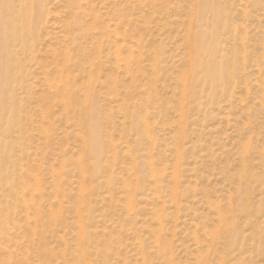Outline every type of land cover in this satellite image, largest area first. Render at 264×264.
Returning <instances> with one entry per match:
<instances>
[{
	"label": "rangeland",
	"instance_id": "374dc122",
	"mask_svg": "<svg viewBox=\"0 0 264 264\" xmlns=\"http://www.w3.org/2000/svg\"><path fill=\"white\" fill-rule=\"evenodd\" d=\"M130 1V5L137 2L134 11L128 8L129 5H126L124 0H85V2L82 0H46L45 16L38 26L37 38L33 45L34 59L28 64L25 61L27 77L23 79V86L28 89V93L24 90V93L20 94L23 105L18 112V124L25 129L21 131V144H18L16 148L13 147L14 155L18 156L20 149H23L27 157L25 155L21 162L17 161V164L13 165L16 172L9 177L10 181L15 184L26 180L23 183L25 185L22 191L20 190L14 196L10 194L11 199H20L11 219V228L14 227L16 231H13L12 228L11 232L16 235L15 237L17 235L21 237L24 234L23 232L30 234L24 235V237H31L33 243L29 237H27L29 239H21L23 236L21 238L17 237L15 240L12 238L11 233L14 246L10 242L9 247H12L11 249L8 248L10 251H7L8 249L0 251V259L4 257L3 259L6 260L7 258L8 262L0 261L4 264H11L12 261L15 263L18 261L19 264H22V262L23 264H37L40 259L38 264H61V262L64 264L65 260L59 258L58 254L61 249L66 248L67 256L65 259L69 261V264H72L69 249L72 248L76 239L73 224V221H75L73 203L75 200L84 198L86 204L91 202L95 216V220L91 224L94 227L91 228L94 250L91 253L93 256L89 257L91 260L89 264H122V262L123 264H144L145 262H147L145 264H169L170 262L172 264H264V34L262 33L264 32V0H221V11L223 10L219 27L221 33V61L228 60L230 62L236 58L237 63L235 66H229L228 64L226 68L227 72L235 73L232 85L227 92L217 94L212 104L206 99L208 97L206 86L202 87L199 83L194 85L196 87L194 90H189L190 70L193 63L188 55V39L198 29L195 23L199 0ZM212 2H216V0ZM152 4L156 6L155 10ZM113 8L117 9L118 12L123 10L126 15L131 14V16L128 15V18L133 21L138 20L132 23L133 26L130 24L129 27H123L121 24L116 30V33L121 35L125 32L126 41H130L128 46L138 43L137 47L136 45L132 47L130 52H124L125 57L140 61L142 77L141 75L138 77L139 83L135 85V90L127 89L131 85L130 79L121 80L120 76H112L113 74H110L109 70L107 71L110 64L107 61L104 64L101 60L104 53L99 54L105 47L100 46L97 36L101 29L109 25ZM148 9H151L150 12ZM106 12L110 16L103 15L102 18V13L105 14ZM147 12L148 14H146ZM47 13L49 16L46 15ZM143 13L147 15L148 20ZM149 15L151 18H149ZM207 17V21L212 23L214 19L212 14L209 13ZM159 19L163 21L161 24ZM147 21L156 25L153 23L147 24ZM187 22L189 29L187 28L186 31ZM256 23H259L260 26ZM163 24L164 26H162ZM231 25H235L234 30ZM142 27L145 28L139 37L137 33L140 32ZM90 28H93V30ZM242 28L245 30L244 32ZM242 34L244 38L241 37ZM142 35L146 38L143 39ZM229 35L234 36L236 39L234 50L230 46L232 42H227ZM96 38L99 42H96ZM134 39L138 41L136 42ZM262 43L263 46L261 47ZM92 49L94 50L92 51ZM65 50L69 54H66ZM137 52H139V55ZM65 54L69 55L68 58ZM145 56L148 57L145 58ZM244 57L246 61L243 67L241 63L242 60L244 63ZM90 58L91 60H89ZM154 58L157 59H155V64L158 65L156 69V66H152ZM256 62L259 67H257L258 70L255 68ZM151 63L152 65H150ZM89 64L95 65L91 77L93 81L90 82L93 91L87 88V81L89 83L88 79H90L87 70L89 69L90 73L92 69ZM66 65L72 71L70 75L65 73L64 67ZM149 65L153 68L151 69ZM58 73L60 76L57 75ZM181 73H184L185 77ZM106 75L109 77L106 78ZM179 75L183 78H180ZM64 76H67V78H64ZM45 77H47V80L44 79ZM111 77H114V80H111ZM154 77L155 79H153ZM65 81L72 86L73 90L78 92L79 97L82 98L87 94L92 95L93 102L99 108L100 116L109 119L108 124L103 126L105 129L103 151L106 156L111 155V162L113 163H111L110 170L111 183L108 186L103 185L95 191L92 190L94 184L90 181L92 177L89 178L86 173L83 178L81 176L82 172L75 166L82 152L81 138L83 137V130L81 131V127L78 125L82 117L79 111L80 106L72 104L68 108L65 104L66 99L64 100L61 93ZM156 81H158V84ZM255 81L258 83L256 84ZM112 82H114V85L111 84ZM152 83L154 88H152ZM221 85L224 86L225 84L221 82ZM153 89L155 91L152 92ZM124 91L130 93L134 91L132 97L129 93L127 94L125 103L127 107L129 106L130 113L135 111L147 117L150 130L148 135L153 137L150 138L152 142L147 137L139 135L137 130L129 127V118H122L123 113L118 110V105L121 104L122 99L124 100ZM182 91L185 95L183 97ZM192 92L196 95L195 100L191 98ZM117 93L122 95L115 97ZM150 95L154 101L151 104H145V99ZM156 98L157 100L160 99L159 102ZM108 100H116L117 102L105 103L109 102ZM137 103L139 106L133 109L132 104ZM157 103L161 106L160 111ZM40 110H42L41 113ZM180 114L183 121L180 119ZM47 118H50L49 121ZM122 122L124 125L121 124ZM17 136H19L18 132H15L11 137L17 139ZM110 140L113 142H110ZM153 141L155 144H152ZM127 145L129 148H127ZM244 145L247 147L245 146L246 148L243 147V149L242 146ZM177 150H179V153H176ZM127 152L130 153L127 154ZM174 152L179 156L173 155ZM130 156H133V159ZM25 158L27 159L25 160ZM60 160L65 161L66 165L61 163ZM174 160H177L175 161V163H178L177 166L174 165ZM244 160L250 168L249 178L246 181L247 185L244 183L243 173L240 169L245 162ZM142 162H144L143 167L135 169V165ZM59 163L62 165H60L61 167ZM148 163L152 165H150L151 168H149ZM19 164L21 170L24 171L23 174H21V170H18L20 168ZM159 169L162 172L161 174H159ZM171 172L177 174L172 175ZM134 173L135 175H133ZM20 176L24 177L21 178ZM37 176L39 180L36 179ZM34 179L37 180H35V183L39 188L36 187ZM79 180H81V183ZM154 180L158 182L154 183ZM133 182L135 183L133 184ZM56 183L58 184L57 187L59 186L58 188L55 187ZM125 185L127 188H125ZM172 185L174 190H172ZM84 186L85 189L87 187L88 191H85ZM34 187L35 191L33 190ZM30 191L31 193H29ZM130 191H132V194ZM156 191L158 192L157 197L155 195ZM171 191H174L176 196ZM79 193L81 194L78 195ZM170 194L175 201L170 200L172 199ZM30 195L32 196L31 199ZM126 195H130V199L133 198L132 201ZM129 202L130 204L133 203L129 205ZM22 203L27 205L28 208L27 206L24 207ZM58 203L61 204V208L57 205ZM34 209L37 210H35L37 213ZM128 209H132V211L130 210V212ZM218 210L221 211L219 213L221 214V220H217L219 218ZM58 211H60L59 215L57 214ZM22 212L29 217L26 216L25 218ZM53 212L54 216L52 217ZM5 213L2 212V214ZM154 213H157V215ZM55 214L57 215L55 216ZM32 215L35 221L32 219ZM46 215L49 219L46 218ZM60 216L63 222L62 219L59 220ZM64 216L65 218H63ZM156 216H158L157 218L160 217V223ZM37 218L39 219L37 220ZM43 219L45 220L43 221ZM26 220L28 221L26 222ZM47 222L52 224L50 228L46 227ZM21 225L27 230L25 228L24 230L21 229ZM34 226L35 228L37 226V228L34 229ZM18 227L22 232H19ZM30 227H33V229ZM38 229L44 230L46 233L53 231L46 234L48 236L47 247L56 253V257L48 258L46 263H43L40 258L42 244L39 243H42V241L40 242V237L36 238L37 235L39 236ZM28 230L34 233V236ZM101 232H105V235H102ZM235 234L237 235L235 246L228 248L229 246L227 247L225 243L228 237H236ZM56 235H62V239H57V237L52 239V236ZM154 239L159 241V244L156 245L157 241ZM21 240L25 241L22 243ZM36 240L38 241L36 242ZM116 242L119 243L116 245ZM16 243L17 246L19 243L20 250L19 247H16ZM139 243L143 244V251L140 249ZM162 243L170 244V246L168 245L170 248L165 247V254L160 249ZM15 247L18 248L17 251ZM14 248L15 250H13ZM11 250L16 253H11ZM5 253L9 254V257ZM21 253H25L28 257L24 256L25 254L20 255ZM140 253L142 256H140ZM167 255H171L169 256L171 259ZM10 256L11 260L13 257L16 261L14 259L11 261ZM220 257L222 261L219 260ZM56 258L58 259L54 260Z\"/></svg>",
	"mask_w": 264,
	"mask_h": 264
},
{
	"label": "bare ground",
	"instance_id": "6f19581e",
	"mask_svg": "<svg viewBox=\"0 0 264 264\" xmlns=\"http://www.w3.org/2000/svg\"><path fill=\"white\" fill-rule=\"evenodd\" d=\"M79 1V0H78ZM85 2V0H82ZM154 1V0H153ZM213 0H199L198 1V12L196 13V23H195V26L198 28L197 31L193 34H191V37L188 39V44H189V51L187 49V51L189 52V57H190V60L192 61L193 63V66H192V69L190 70V76H191V79H190V87H189V90H194L196 87L194 85L196 84H201V86H206V88H208V94H207V100L212 104L213 101L215 100V96L217 94H223L225 92L228 91V88L232 85V80L235 78V73H231V72H227L226 71V68L228 67V64L229 66H235V64L237 63V60L236 58L232 59L230 62H228V60H226L225 62H222L221 61V33L219 32V27H220V24H221V0H216V2H212ZM241 1V0H240ZM71 2V1H70ZM89 2V1H88ZM124 2L126 3V5H129L128 8H130L131 11H134L136 8L135 4L137 2H135L134 4L131 3L130 5V0H124ZM142 2V1H140ZM163 2V1H162ZM122 3V2H121ZM120 3V5H121ZM128 3V4H127ZM160 3V2H159ZM158 3V4H159ZM163 3H166V2H163ZM172 3V2H171ZM244 3V2H243ZM71 4V3H70ZM88 4V3H87ZM124 4V3H123ZM133 4V5H132ZM45 5H46V0H0V251H6L8 248H12V247H9V243L13 242V239H11V233L13 235V232H11V229L14 227L11 228V219L13 218V214H14V211L16 210V208L18 207V204H19V200L18 198H12L10 197V194L14 196V194L17 195V192H19L20 190L22 191V188L25 184H23L24 182H19L18 184H15L13 183L12 181H10V176H13L14 175V172H16L14 169H13V165L17 164V161H22V159L24 158V156L26 155L27 157V154H25V152L23 151V149H20V152L18 154V156L14 155L15 151H13V147L16 148L18 146V144H21V131L24 130L25 128H23L22 126H19V120H18V112L19 110L21 109L22 105H23V101H22V98H20V94L24 93V90L26 93H28V89L24 88L23 86V79H25L27 77V73H26V62L28 64V62H31L32 59H34V56H33V45H34V42L37 38V30H38V26L40 23H42V19L43 17L45 16ZM72 5V4H71ZM75 6V5H73ZM96 6V5H95ZM138 6V5H137ZM153 9L155 10V7L153 4ZM158 6V5H157ZM169 6V5H168ZM47 7V6H46ZM88 7L89 4H88ZM125 7V6H124ZM148 8L150 6H147ZM73 8V7H72ZM71 8V9H72ZM80 8V7H79ZM122 8V7H121ZM66 9V8H65ZM70 9V10H71ZM76 9V8H75ZM114 9V8H113ZM126 9H127V6H126ZM243 9V8H241ZM129 10V11H130ZM151 10V9H150ZM150 10L148 9V11L150 12ZM153 10V11H154ZM170 10V9H169ZM230 10V9H229ZM72 11V10H71ZM94 11H95V8H94ZM122 11V12H121ZM120 12L117 11V9H114L112 10V19L109 20V25L107 26L106 25V28H103L101 29V32H96L98 34V38H99V41H100V46H104L105 49H102L101 52H99V54H103V57L101 56V60H103V63L105 64V61H107L110 65V67L107 69V71L109 70L110 74L112 73L113 75L112 76H120V79L121 80H125V79H130V86L127 87L128 90H132V89H136L135 85L137 83H139L138 81V77L141 75L142 77V68L140 67V61L138 59H135V58H132L133 60L129 59L130 57H125L124 56V52L125 51H131V48L132 47H137V44L138 43H134L133 46H128V42L130 41H126L125 39V32L121 35V34H118L116 33V30H117V27L119 25H123V27H129L130 24H132L134 21L129 19L128 17L131 16V14L128 16L125 14V12L123 10H121ZM191 11V10H190ZM244 11V10H243ZM140 12V11H139ZM160 12V11H159ZM90 13V12H89ZM115 13V14H114ZM155 13V12H154ZM211 13L212 16L214 17L212 23H209L207 21V15ZM92 14V13H91ZM148 14V12L146 13ZM151 14V13H150ZM156 14H158V12H156ZM162 14V13H161ZM242 14H244V12H242ZM47 16L48 13L46 14ZM103 15H109L107 14V12L105 14L102 13L101 17ZM126 15V16H125ZM139 15L141 16V14L139 13ZM144 15V13H143ZM189 15V13H188ZM191 15H192V12H191ZM86 16V15H84ZM93 16V15H92ZM92 16L90 17V19L92 18ZM110 16V15H109ZM145 17L147 15H144ZM150 16V15H149ZM159 16V15H157ZM163 16V15H162ZM96 17V16H95ZM133 17V15H132ZM81 18V17H80ZM103 18V17H102ZM128 18V19H127ZM137 18V17H136ZM139 18V17H138ZM144 18V17H143ZM151 18V16L149 17ZM191 18V16H190ZM242 18V17H241ZM258 18V17H257ZM47 19V18H46ZM45 19V20H46ZM94 19V18H93ZM126 19V20H125ZM147 19V17H146ZM163 19H164V16H163ZM162 19V20H163ZM189 19V18H188ZM243 19V18H242ZM88 20V19H86ZM103 20V19H102ZM125 20V21H124ZM144 20V19H143ZM148 20V19H147ZM153 20V19H152ZM47 21V20H46ZM49 21V20H48ZM115 21H117V23H115ZM138 21V20H137ZM154 21V20H153ZM50 22V21H49ZM155 22V21H154ZM159 22L161 24V19H159ZM165 22V21H164ZM111 23V24H110ZM141 23V22H140ZM150 23L149 21H147V24ZM153 23V22H151ZM150 23V24H151ZM190 23V22H189ZM192 23V22H191ZM50 24V23H49ZM48 24V25H49ZM154 24V23H153ZM159 24V25H160ZM168 24V23H167ZM241 24V23H240ZM257 24V23H256ZM82 25V24H81ZM134 24H132L133 26ZM136 25V24H135ZM156 25V24H154ZM187 27L185 28V30L188 28L189 29V24L187 22ZM259 25V23L257 24ZM66 26V25H65ZM99 26V25H98ZM164 26V24L162 25ZM166 26V25H165ZM232 26V25H231ZM242 26V25H241ZM247 26V25H246ZM260 26V25H259ZM78 27V26H77ZM159 27V26H158ZM161 27V26H160ZM233 30H234V27L235 25L232 26ZM245 28V26H242ZM145 28V27H144ZM144 28L142 27V29L140 30V32H138L137 34L139 35V37L141 36V32L142 30H144ZM164 28V27H162ZM192 28V27H191ZM93 30V28H90ZM187 29V30H188ZM243 29V28H242ZM70 30V29H69ZM136 30V29H135ZM184 30V31H185ZM186 30V31H187ZM232 30V31H233ZM255 30V29H254ZM253 30V32H254ZM130 31V30H129ZM243 32L245 31L244 29L242 30ZM145 32V31H143ZM242 32V33H243ZM132 33V31H131ZM140 33V34H139ZM264 34V32H262ZM69 34V33H68ZM128 34V33H127ZM190 34V33H189ZM233 34V33H232ZM244 34V33H243ZM242 34V38H244ZM253 34V33H252ZM257 34V33H256ZM262 34V35H263ZM133 35V33H132ZM136 35V34H135ZM144 35V33H143ZM143 39L145 36H143ZM241 35V34H240ZM134 36V35H133ZM44 37V36H43ZM94 37V36H93ZM248 37V36H247ZM57 38V37H56ZM103 38V40H102ZM137 38V36H136ZM146 38V37H145ZM185 38V37H184ZM241 38V39H242ZM58 39V38H57ZM93 39V38H92ZM132 39V38H131ZM138 39V38H137ZM264 39V38H263ZM167 40V39H166ZM240 40V38H239ZM248 40V39H247ZM39 41V40H38ZM96 38V42H99ZM134 41H138V40H135ZM232 42L230 44L231 46V49L234 50L235 48V37L232 36V35H229L228 38H227V42ZM241 41V40H240ZM62 42V41H61ZM95 42V40H94ZM143 42V41H142ZM249 42V41H247ZM92 44V42H90ZM152 43V42H151ZM156 43V42H155ZM170 43V42H169ZM186 43V42H185ZM184 43V44H185ZM243 43V42H242ZM241 43V44H242ZM147 44V43H146ZM150 44V43H149ZM247 44V43H245ZM154 45V43H153ZM156 45V44H155ZM98 46V45H97ZM151 46V45H149ZM157 46V45H156ZM241 46V45H240ZM242 46L244 47V45L242 44ZM263 46V43L261 45V47ZM153 47V46H152ZM242 47V49H243ZM68 48V47H67ZM92 48H93V45H92ZM148 48V47H146ZM158 48V47H157ZM150 49V48H149ZM67 50V49H66ZM65 50V52H66ZM94 49H92L93 51ZM68 51V50H67ZM97 51H98V48H97ZM105 51V52H104ZM148 51V50H147ZM69 52V51H68ZM68 52H66V54H69ZM128 52V53H129ZM153 52V51H152ZM95 53V52H94ZM138 55H139V52H137ZM242 53V52H241ZM66 58H68L69 55H66ZM90 54V53H89ZM152 54V53H151ZM150 54V56H151ZM187 54V53H186ZM141 55V54H140ZM144 55V54H143ZM242 55V54H241ZM20 56V57H18ZM33 56V57H32ZM135 56V55H134ZM243 56V55H242ZM23 57H24V60H23ZM88 57V56H87ZM95 57V56H94ZM97 57V55H96ZM148 57V56H147ZM145 56V58H147ZM153 57H154V53H153ZM188 57V59H189ZM137 58V57H136ZM144 58V59H145ZM241 58V57H240ZM243 58V57H242ZM241 58V59H242ZM262 58V57H261ZM155 59H153V62L154 64L152 65V63L150 65H152L153 67L158 68V65L157 63L155 64ZM260 59V58H258ZM66 60V59H65ZM91 60V58L89 59ZM96 60V58H95ZM149 60V59H148ZM147 60V61H148ZM157 60V59H156ZM189 60V61H190ZM26 61V62H25ZM112 61V62H111ZM245 61H246V58L244 57V63H243V60H242V63L243 64V67L245 66ZM93 62V60H92ZM100 62V61H99ZM187 62V61H186ZM39 63V62H38ZM67 63V61H66ZM90 63V62H89ZM145 63V62H143ZM231 63V64H230ZM102 64V63H101ZM100 64V65H101ZM149 64V63H148ZM257 64V62L255 63V65ZM92 69L90 70V73H89V69L87 70V74H89L88 76H90V79L89 80V83L87 81V88L91 91H93V87L91 86L90 82H91V77H92V73L94 71V67L95 65H92V64H89ZM149 65V66H150ZM88 66V65H87ZM89 66V67H90ZM264 66V65H263ZM151 67V66H150ZM151 67V69L153 68ZM255 67V66H254ZM258 66L256 65L255 68H257ZM242 68V67H241ZM259 68V67H258ZM257 68V70H258ZM61 69V68H60ZM59 69V70H60ZM65 69V73L66 75H70L72 73V71L70 70V68L68 67V65H66L64 67ZM164 69V68H163ZM225 69V70H224ZM97 70V69H96ZM153 71H155L153 69ZM174 71V70H173ZM185 71V70H184ZM149 73V72H148ZM184 73H187V72H184ZM184 73H181V75L183 77H185V74ZM174 74V72H173ZM261 74V73H260ZM30 75V74H29ZM59 75V73L57 74ZM43 76V75H42ZM46 76V75H44ZM60 76V75H59ZM111 76V75H110ZM154 76V75H153ZM180 76V75H179ZM180 76V78L182 77ZM67 78V76H64V78ZM109 77L106 75V78ZM178 77V75H177ZM182 77V78H183ZM187 77V76H186ZM239 77V75H238ZM58 78V76H57ZM86 78H89V77H86ZM112 78V77H111ZM114 78V77H113ZM111 79V80H114V79ZM44 79L47 80V77H45ZM51 79V78H50ZM59 79V78H58ZM95 79V78H94ZM98 79V78H97ZM155 79V77L153 78ZM158 79V78H157ZM185 79V78H184ZM183 79V80H184ZM62 80V79H61ZM150 80V78H149ZM186 80V79H185ZM58 81V80H56ZM93 81V80H92ZM180 81V79H179ZM47 82V81H46ZM157 84H158V81H156ZM155 82V83H156ZM185 82V81H184ZM221 82L222 84L224 83L225 85H221ZM256 82V81H255ZM61 83V82H60ZM114 82H112L111 84H113ZM243 83V81H242ZM258 82H256L257 84ZM49 84V82H48ZM57 84V83H56ZM59 84V83H58ZM86 84V82H85ZM148 84V83H147ZM151 84V83H150ZM153 84V83H152ZM114 85V84H113ZM112 85V86H113ZM48 86V85H47ZM132 86V87H131ZM257 86V85H256ZM77 87V86H76ZM126 87H124L126 89ZM182 87V86H180ZM247 87V86H246ZM50 88V87H49ZM61 88V87H60ZM113 88L116 90V88L113 86ZM154 88V84H153V87ZM186 88V87H185ZM233 88V87H231ZM230 88V89H231ZM51 89V88H50ZM49 89V90H50ZM122 89V88H121ZM187 89V88H186ZM59 90V89H58ZM111 90V89H110ZM115 90H113V92H115ZM184 90V89H183ZM260 90V89H259ZM85 91H88V90H85ZM155 91L154 89L152 90V92ZM185 91V90H184ZM187 91V90H186ZM110 92V91H109ZM108 92V93H109ZM134 92V91H133ZM133 92H126L124 91V94H123V98L124 100L122 99L121 101V104L118 105V110H120L123 115H122V118H129L130 119V123H129V127L134 129V130H137L138 131V134L139 135H143L144 137H147L148 139L150 138H153V137H150L149 134V127H148V120H147V117L145 115H140V113H136L135 111H132L131 113L129 112V106L127 107V104L125 103V97L127 96V94L129 93L130 96L132 97L133 95ZM61 93L64 97V100L66 99V106L69 108L71 107L72 104H74L75 106L78 105L80 106V114H81V120H79L78 122V125L79 127H81V131H82V135L83 137L81 138L82 139V146H81V154H80V151H79V154H80V158L78 157L77 161L78 163L75 165L77 166L78 169H80V171L82 172L81 176H83V178L86 176V173L88 174L89 178L92 177V180L91 183L94 184L93 187H92V190L95 191V190H98L100 187H102L103 185H110L111 183V177H110V170H111V155L110 156H106L105 155V152L103 151V140L105 138V129L103 128V126L105 124H108V118L107 117H103L100 116L101 114H99V108L95 105V103L93 102V97L92 95L90 94H87V95H84L82 98L79 97L77 94L78 92L76 90H73L72 86L70 84L67 83V81H65L64 85L62 86V90H61ZM83 93V92H82ZM87 93V92H85ZM181 93V92H180ZM113 94V93H111ZM158 94V93H157ZM182 94H183V91H182ZM99 95V94H98ZM110 95V93H109ZM108 95V96H109ZM119 95H122V94H119L117 93L115 95V97H118ZM156 95V94H155ZM51 96V95H50ZM138 96V95H137ZM181 96V94H180ZM185 96L184 94L182 95V97ZM245 97V96H244ZM46 98V97H45ZM61 98V97H60ZM98 98V96H97ZM158 98H160L158 96ZM191 98H193V100L196 99V95L192 92L191 93ZM54 99V98H53ZM180 99V98H179ZM182 99V98H181ZM180 99V100H181ZM43 100V99H42ZM60 100V99H59ZM63 100V99H62ZM157 100V98H156ZM160 99L157 100V102H159ZM185 100V99H183ZM109 102H105V103H116L117 101H113V100H108ZM152 101H154L151 97V95L145 99L144 103L145 104H151ZM63 102V101H62ZM180 102V101H179ZM183 102V101H182ZM40 103V102H39ZM64 103V102H63ZM221 103V102H220ZM260 103V102H259ZM30 104V103H29ZM186 104V103H185ZM158 105V109L160 111L161 109V106L159 103H157ZM166 105V104H165ZM180 105L181 102H180ZM64 106V105H63ZM116 106V105H115ZM139 106V104H132V108L133 109H136L137 107ZM143 106V105H141ZM153 106V105H152ZM182 107V106H181ZM180 107V108H181ZM26 108V107H25ZM58 108V107H57ZM144 108V107H143ZM146 108V107H145ZM164 108V107H163ZM162 108V109H163ZM218 109V108H217ZM114 110V109H113ZM42 110H40V113H41ZM47 112V110H45ZM44 111V112H45ZM108 111V110H107ZM107 111H106V114H107ZM110 111V110H109ZM216 111V110H215ZM181 112V111H179ZM184 112V111H182ZM73 113V112H72ZM75 113V112H74ZM164 113V112H163ZM178 113V112H177ZM42 114H45V113H42ZM77 114V113H76ZM145 114V113H144ZM158 114V113H157ZM74 115V114H73ZM164 115V114H163ZM181 115V114H180ZM41 116V115H40ZM166 116V115H165ZM44 117V116H43ZM49 117V116H48ZM67 118V117H66ZM111 118V117H110ZM164 118V117H162ZM182 118V115L180 117V119ZM46 119V117H45ZM50 119V118H49ZM49 119L47 118V120L49 121ZM184 119V117H183ZM181 121H183L181 119ZM75 122V120H74ZM73 122V123H74ZM152 122V121H150ZM160 122V121H159ZM164 122V121H163ZM178 122V120H177ZM180 122V121H179ZM154 123V122H153ZM43 124V123H42ZM121 124L124 125V123L122 122ZM170 124V123H169ZM120 125V124H119ZM122 125V126H123ZM38 126V125H37ZM41 126V125H40ZM44 126V125H43ZM181 126V125H179ZM178 126V128H179ZM39 127V126H38ZM182 127V126H181ZM180 127V129H181ZM22 128V129H21ZM127 128V127H126ZM14 129V131H13ZM39 129V128H37ZM52 129V128H51ZM54 130V129H53ZM35 131V130H34ZM15 132H18V135L17 136V139L16 137L12 139L11 136L14 135ZM44 132V131H43ZM49 132V131H48ZM46 132V133H48ZM181 132V130H180ZM45 133V134H46ZM81 134V133H80ZM65 136V135H64ZM110 136V135H108ZM178 136V135H177ZM176 136V137H177ZM190 137V136H189ZM16 139V140H15ZM80 139V140H81ZM110 139V138H109ZM198 140V139H197ZM200 140V139H199ZM247 140V139H246ZM112 140H110L111 142ZM151 141V139H150ZM67 142V141H66ZM113 142V141H112ZM134 142V141H133ZM152 142V141H151ZM154 142V141H153ZM248 143V140L246 141ZM132 143V142H131ZM177 143V142H176ZM122 144V143H121ZM152 144H155L152 143ZM248 145V144H246ZM246 145L242 146L245 147ZM126 146V145H125ZM112 147V146H111ZM150 147H152L150 145ZM247 147V146H246ZM245 147V148H246ZM127 148H129V146L127 145ZM193 148V147H192ZM191 148V150H192ZM112 149V148H111ZM150 149V148H149ZM179 149V148H177ZM244 149V148H243ZM55 150V149H54ZM59 150V149H58ZM34 151V150H33ZM112 151V150H111ZM176 151V150H175ZM178 152L176 153H179V150H177ZM245 151H247L245 149ZM173 152V151H172ZM193 152V151H192ZM244 152V151H243ZM35 153V152H34ZM66 153V152H65ZM64 153V154H65ZM130 153V152H127V154ZM171 153V152H170ZM111 154V153H110ZM150 154V153H149ZM148 154V156H150ZM77 155V154H76ZM132 155V154H131ZM173 155H176L175 152ZM178 155V154H177ZM176 155V156H177ZM63 156V155H62ZM66 156V155H65ZM78 156V155H77ZM179 156V155H178ZM59 157V156H58ZM133 157V156H132ZM131 156L130 158L133 159ZM151 157V156H150ZM175 157V156H174ZM246 157V156H245ZM242 158V157H241ZM27 158H25L26 160ZM38 159V158H37ZM75 159V157H74ZM174 159V158H173ZM175 159H178V158H175ZM245 159V158H244ZM147 160V159H146ZM61 163H63L64 165L65 164V161L62 162V160H60ZM175 161L177 160H174V163ZM244 164L242 162V167H240L241 169V172L243 173V177H244V183L247 185V179L249 178V169L248 168L249 166H247L246 164V160H244ZM148 162V161H147ZM29 163V162H28ZM132 163V162H131ZM113 164V163H112ZM133 164V163H132ZM178 163L176 162L174 165L177 166ZM27 165V164H26ZM61 164L59 163V166ZM144 165V162L140 163V164H137L135 165V169H139V168H142ZM151 165V164H150ZM149 165L148 163V166L149 168H151V166ZM50 166H52L50 164ZM62 166V165H61ZM60 166V167H61ZM127 166V165H126ZM130 166V164H129ZM127 166V167H129ZM19 169L18 170H21V165L19 164ZM27 167V166H26ZM162 167V166H161ZM172 167V166H171ZM58 168V167H57ZM64 168V166H63ZM131 168V166H130ZM176 168V167H174ZM27 169V168H26ZM39 169V168H38ZM55 169V168H54ZM153 169V168H152ZM160 170V169H159ZM59 171V170H57ZM79 171V172H80ZM131 171V170H130ZM129 171V172H130ZM151 171V169H150ZM156 171V170H154ZM24 171L21 170V174H23ZM160 172V173H159ZM157 172L159 174H161V170ZM174 172V170H173ZM176 172V170H175ZM54 173V172H53ZM57 174V172H55ZM133 173V171H132ZM156 173V172H154ZM154 173H153V176H154ZM172 173V172H171ZM20 174V175H21ZM32 174V173H31ZM36 174V173H35ZM34 174V175H35ZM60 174H61V171H60ZM101 174V175H100ZM105 174V175H104ZM107 174V176H106ZM113 174V173H112ZM173 174H177V173H172ZM104 175V176H102ZM135 175V173L133 174ZM151 175V173H150ZM157 176V174H155ZM251 175V174H250ZM87 176V177H88ZM21 177V176H20ZM24 177V176H23ZM21 177V178H23ZM58 177V175H57ZM133 177V176H132ZM152 177V175H151ZM155 177V176H154ZM153 177V178H154ZM20 178V180H21ZM27 178V177H26ZM39 177L37 176L36 179H38ZM100 178V179H99ZM175 178V177H174ZM36 179H34V183L37 181ZM59 179V178H58ZM81 179V178H80ZM94 179V180H93ZM134 179H135V176H134ZM171 179V178H170ZM173 179V178H172ZM36 180V181H35ZM39 180V179H38ZM60 180V179H59ZM42 181V180H41ZM81 180H79L80 182ZM126 181V180H125ZM155 181V180H154ZM157 181V180H156ZM154 182V183H157V182ZM174 181V180H173ZM11 182V183H10ZM57 182V181H56ZM59 183V182H58ZM81 183V182H80ZM105 183V184H104ZM135 182H133L134 184ZM36 184V183H35ZM127 184V183H126ZM54 185V184H53ZM57 183L55 185L56 188L57 187ZM81 186L83 184H80ZM90 186V184H88ZM130 185V184H129ZM129 185H127L129 187ZM154 185V184H153ZM158 185V184H157ZM43 186V185H42ZM80 186V187H81ZM173 186V185H172ZM36 187L37 184H36ZM79 187V188H80ZM133 187V186H132ZM139 187V186H138ZM155 187V186H154ZM39 188V187H38ZM36 188V189H38ZM82 188V187H81ZM125 188L126 185H125ZM157 189V187H155ZM174 190V186L172 187ZM24 189V188H23ZM43 189V188H42ZM76 189V188H75ZM78 189V187H77ZM84 189H85V186H84ZM131 189V188H130ZM177 189V188H176ZM192 189V187H191ZM27 190V189H26ZM35 191V187L33 189ZM58 190H61V189H58ZM87 190V187L85 189V191ZM38 192V190H36ZM54 191V190H53ZM52 191V192H53ZM88 191V190H87ZM28 192V191H27ZM55 192V191H54ZM132 191H130L131 193ZM155 192V191H154ZM157 192V191H156ZM161 192V191H160ZM172 192V191H171ZM22 193V192H21ZM31 193V191L29 192ZM40 193V192H39ZM42 193V191H41ZM129 193V194H130ZM174 193V191L172 192ZM28 194V193H27ZM34 194V193H33ZM37 194V193H36ZM44 194V193H43ZM81 193H79L78 195H80ZM83 194V193H82ZM85 194L87 195V193L85 192ZM132 194V193H131ZM21 195V194H20ZM23 195V193H22ZM21 195V196H22ZM32 195V194H31ZM30 195V199H31V196ZM156 197L158 195V192L155 194ZM161 195V194H160ZM173 195V194H172ZM12 196V197H13ZM25 196V195H24ZM40 196V194H39ZM127 196V195H126ZM130 196V195H129ZM127 196V198L129 197ZM171 196V194H170ZM174 196H176V193H174ZM178 196V195H177ZM10 197V199H9ZM23 197V196H22ZM35 197V196H34ZM38 196L36 195V198ZM62 197V196H61ZM81 197V196H80ZM131 197V196H130ZM129 197V200L132 201V199H130ZM133 197V196H132ZM172 199L170 200H173L175 201L173 198V196H171ZM21 198V197H20ZM55 198V197H54ZM126 198V199H127ZM25 199V198H24ZM22 199V200H24ZM104 199V197H103ZM102 199V201H104ZM115 199V198H114ZM21 200V201H22ZM29 200V199H27ZM39 200H40V197H39ZM39 200H37L39 202ZM57 200V199H56ZM60 200V199H58ZM108 200V199H107ZM162 200V199H161ZM32 201V200H31ZM69 201V200H68ZM163 201V200H162ZM24 202V201H22ZM29 203V201H27ZM46 202V201H45ZM58 202V201H57ZM71 202V200H70ZM227 202V201H226ZM31 203V202H30ZM60 203V201H59ZM57 204V205H61V204ZM127 203V202H126ZM133 203V202H132ZM131 203V204H132ZM160 203V201H159ZM163 203V202H162ZM23 204V203H22ZM27 204V203H26ZM35 204V202H34ZM33 204V205H34ZM38 204V203H37ZM48 204V203H47ZM65 204V203H64ZM129 205L130 202L128 203ZM156 204V203H155ZM177 204V203H176ZM24 205V204H23ZM22 205V206H23ZM50 206V204H48ZM47 205V206H48ZM128 205V206H129ZM160 205V204H159ZM162 205V204H161ZM160 205V206H161ZM175 205V204H174ZM178 205V204H177ZM231 205V204H230ZM27 206V205H24V207ZM37 206V205H36ZM40 206V205H39ZM43 206V205H42ZM54 206V205H53ZM159 206V207H160ZM228 206V205H227ZM41 207V206H40ZM62 206H60L61 208ZM153 207V206H152ZM217 207V206H216ZM231 207V206H230ZM28 208V206H27ZM31 208V207H30ZM49 208V207H48ZM94 207H92L91 205V202H88V204H86V200L84 198L80 199V200H75V202L73 203V213H74V216H75V221H73V224H74V231H75V240H74V244L72 246V248L70 247L69 251L70 252V256L72 258V264H89L90 263V259L89 257L93 256L91 253L93 252L94 250V247L92 246L93 244V240H92V234H91V228H94L93 225H91L93 223V221L95 220V216H94V210H93ZM125 208V207H124ZM127 208V207H126ZM131 208V206H130ZM26 209V208H25ZM32 209V208H31ZM38 209V208H36ZM34 209V211L36 210ZM40 209V208H39ZM43 209V208H42ZM133 209V208H132ZM132 209H130L132 211ZM162 209V208H160ZM177 209V208H176ZM51 211V209H49ZM55 210V209H54ZM53 210V211H54ZM59 210V209H58ZM63 210V209H62ZM129 210V209H128ZM129 210V211H130ZM227 210V209H226ZM23 211V210H22ZM28 211V210H27ZM37 211V210H36ZM35 211V213H37ZM44 211V210H43ZM61 211V210H60ZM60 211H58V215L60 213ZM130 211V212H131ZM215 211V210H214ZM218 214L221 212L220 210H218ZM230 211V210H228ZM2 212H6L5 214H2ZM12 212V213H10ZM39 212V211H38ZM46 212V211H45ZM44 212V215L46 214ZM52 212V211H51ZM126 212V211H125ZM128 212V211H127ZM155 212V211H154ZM158 212V211H156ZM217 212V211H216ZM24 214V212H22ZM34 213V214H35ZM48 213V212H47ZM64 213V212H63ZM62 213V214H63ZM71 213V212H70ZM159 213V212H158ZM164 213V212H163ZM11 214V215H9ZM50 214V213H49ZM55 214V216L57 215ZM65 214V213H64ZM155 214V213H154ZM29 215V214H28ZM43 215V216H44ZM48 215V214H47ZM46 215V218L49 219V217H47ZM52 215V214H50ZM157 215V213L155 214ZM216 215V214H215ZM223 215V214H222ZM10 216V217H9ZM25 216V214H24ZM27 216V214H26ZM25 216V218H26ZM33 216V215H32ZM42 216V217H43ZM54 216V212H53V215L52 217ZM159 216V215H158ZM156 216V218L158 217ZM29 217V216H27ZM36 217V216H35ZM58 217V216H57ZM155 217V216H154ZM45 218V217H43ZM45 218V219H46ZM65 218V216L63 217ZM175 218V217H174ZM15 219V217H14ZM13 219V220H14ZM29 219V218H27ZM32 219L34 220V216L32 217ZM39 218H37L38 220ZM41 219V218H40ZM43 219V221L45 220ZM62 219L61 216L59 217V220ZM67 219V218H66ZM158 220L160 219L157 218ZM221 220V214H219V218H217V220ZM36 220V221H37ZM65 220V219H64ZM107 220V219H106ZM161 220V219H160ZM160 220H159V223H160ZM174 220V219H173ZM15 221H17L15 219ZM24 221V220H23ZM28 220H26L27 222ZM35 221V220H34ZM47 221V220H46ZM58 221V220H57ZM19 222V221H18ZM21 222V220H20ZM41 222V221H40ZM54 222V221H53ZM52 222V223H53ZM60 222V221H58ZM62 222H63V219H62ZM173 222V221H172ZM219 222V221H218ZM221 222V221H220ZM228 222V221H227ZM48 223V222H47ZM162 223V221H161ZM229 223V222H228ZM28 224V223H27ZM26 224V225H27ZM41 224V223H39ZM58 224V223H57ZM196 224V223H195ZM20 225V224H19ZM25 225V226H26ZM34 225V224H33ZM50 225V226H49ZM52 224L48 223L46 227L50 228ZM160 225V224H159ZM173 225V224H172ZM22 226V225H21ZM29 226V225H28ZM32 226V225H30ZM217 226V225H216ZM17 227V226H16ZM23 227V226H22ZM21 229L24 230L25 227H23ZM57 227V226H55ZM114 227V226H113ZM224 227V226H223ZM19 228V227H18ZM31 229H33V227H30ZM37 228V226H36ZM35 226H34V229H36ZM41 228V227H40ZM43 228V227H42ZM60 228V227H58ZM162 228V227H161ZM26 229V228H25ZM29 229V228H28ZM30 229V230H31ZM100 229V228H99ZM207 229V228H206ZM20 230V228H19ZM27 230V229H26ZM25 230V231H26ZM30 230H28L30 232ZM39 230V229H38ZM70 230V229H69ZM13 231H16V229H14ZM33 231V230H32ZM59 231V230H58ZM156 231V230H155ZM220 231V230H219ZM19 232H22L21 230ZM34 232V231H33ZM49 232L51 231H48L47 233L44 231V230H39L38 233H39V236L35 235L36 238L37 237H40V242L42 241V243H39V244H42V249L40 250V258H41V261L43 263H46V260H48V258H52V257H56V253H54V251L52 249H49L47 247V241H48V236H46V234H48ZM53 232V231H52ZM51 232V233H52ZM61 232V231H60ZM157 232V231H156ZM17 233V232H16ZM24 234L21 235L19 233V235H21V237L17 235L18 238H21V239H25L29 236H26L24 237V235H30V234H25V232H23ZM27 233V231H26ZM31 233V232H30ZM57 233V232H56ZM59 233V232H58ZM102 235H105V232H101ZM159 233V232H158ZM209 233V232H208ZM213 233V232H212ZM34 233H31L32 236ZM37 234V233H36ZM61 234V233H59ZM58 234V235H59ZM211 234V233H210ZM52 236V239L54 237H57V239H62V235L60 236ZM212 235V234H211ZM230 235V234H229ZM236 235V234H235ZM14 236V237H13ZM12 238H17L15 237L16 235H13ZM155 237V236H153ZM212 237V236H211ZM227 237V236H226ZM31 238V237H29ZM27 238V239H29ZM157 238V237H156ZM155 238V239H156ZM32 239V238H31ZM154 239V240H155ZM11 240V241H10ZM16 240V239H15ZM19 241V239H17ZM35 240V239H34ZM22 241V240H21ZM25 241V240H24ZM22 241V243L24 242ZM30 241V240H29ZM28 241V242H29ZM38 240H36L37 242ZM63 241V240H62ZM157 241V240H155ZM154 241V242H155ZM170 241V240H169ZM237 241V235L236 237H228V240L226 242L225 240V244H227V247L228 248H232L233 246H235V243ZM16 242V241H15ZM14 242V243H15ZM20 242V241H19ZM64 242V241H63ZM125 242V241H124ZM138 242V241H137ZM139 242H140V239H139ZM168 242V241H167ZM195 242V240H194ZM20 243V244H22ZM31 243V242H29ZM32 243H33V239H32ZM31 243V244H32ZM35 243V241H34ZM119 242H116V245L118 244ZM170 243V242H169ZM211 243V242H209ZM26 244V243H25ZM38 244V243H37ZM156 245L159 244V241H157L155 243ZM171 244V243H170ZM170 244H168L170 246ZM11 245V244H10ZM12 245L14 246V244L12 243ZM11 245V246H12ZM35 245V244H34ZM63 245V244H62ZM167 243H162V245H160V249L162 251V253L165 254V247L167 246ZM64 246V245H63ZM139 246L141 247L140 249L143 251L144 250V246L143 244L139 243ZM209 246V245H208ZM225 246V245H224ZM16 247H19V250H20V245L18 243V246H17V243H16ZM15 247V248H16ZM23 247V246H22ZM25 247V246H24ZM109 247V246H108ZM15 248L13 250H15ZM27 248V247H26ZM25 248V251L27 250ZM170 248V247H168ZM64 249V248H63ZM61 249L60 252H59V258L65 260V263L64 264H69V261H67L65 259V257L67 256V252H66V248L63 250ZM13 250H11V253L15 254L16 252H14ZM18 250V248H16V251ZM33 250H36V249H33ZM32 250V251H33ZM7 251H10L9 249ZM115 251V250H114ZM117 251V250H116ZM170 251V250H169ZM172 251V250H171ZM202 251V250H201ZM204 251V250H203ZM20 252V251H19ZM200 252V251H199ZM9 253V252H8ZM26 253V252H25ZM25 253H21L20 255H24ZM167 253V252H166ZM204 253V252H203ZM6 254V253H5ZM12 254V255H13ZM18 254V253H17ZM141 254V253H140ZM170 254V253H169ZM7 256L9 254H6ZM157 255V254H156ZM203 255V254H202ZM4 256V255H3ZM19 256V255H18ZM24 256H27L26 254ZM23 256V258H25ZM142 256V254L140 255ZM168 256V255H167ZM171 256V255H169ZM168 256V258H169ZM206 256V255H205ZM9 257V256H8ZM28 257V256H27ZM26 257V258H27ZM200 257V256H199ZM4 257H2V259L0 260H3V261H7V258L6 260L3 259ZM18 258V257H17ZM22 258V257H20ZM147 258V257H146ZM196 258V256H195ZM9 259V258H8ZM15 260V258L12 257V260ZM58 258L54 259V260H57ZM171 259V258H169ZM197 259V258H196ZM10 260H11V256H10ZM11 260V261H12ZM25 260V259H24ZM28 260V259H27ZM26 260V261H27ZM30 260V259H29ZM168 260V259H167ZM199 260V259H197ZM196 260V261H197ZM219 260H221V257L219 258ZM16 261V260H15ZM25 261V262H26ZM36 261V260H35ZM40 261V259L38 260V262ZM61 261V260H60ZM116 261V260H115ZM164 261V260H163ZM218 261V260H217ZM222 261V260H221ZM239 261V260H238ZM8 262V261H7ZM13 263L11 264H14L15 262L12 261ZM37 262V264H38ZM49 262V261H48ZM170 262V261H169ZM3 262L0 261V264H2ZM144 263V262H143ZM147 263V262H145ZM144 263V264H145ZM171 263V262H170ZM169 263V264H170ZM219 263V262H218ZM4 264V263H3ZM8 264V263H6ZM10 264V263H9ZM15 264H19L18 261L17 263ZM23 264V262H22ZM49 264V263H47ZM52 264H55V263H52ZM62 264V262H61ZM123 264V262H122ZM172 264V263H171Z\"/></svg>",
	"mask_w": 264,
	"mask_h": 264
}]
</instances>
